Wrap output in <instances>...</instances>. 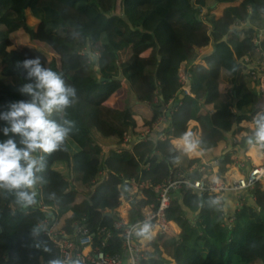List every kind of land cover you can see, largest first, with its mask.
Wrapping results in <instances>:
<instances>
[{"label":"trees","instance_id":"obj_1","mask_svg":"<svg viewBox=\"0 0 264 264\" xmlns=\"http://www.w3.org/2000/svg\"><path fill=\"white\" fill-rule=\"evenodd\" d=\"M152 16L157 21L149 29ZM241 19L250 27L232 30ZM208 24L213 25L211 30ZM255 29H264V0H0V34L7 35L0 50V111L10 102L28 99L19 91L26 82L25 59L39 58L42 66L76 89L73 102L52 115L57 122L71 121V131L60 148L43 154L36 203L21 206L14 191L0 189V264L60 261L58 248L39 226L46 218L69 233L79 221L94 233L95 244L102 239L99 229L106 227L112 233L105 250L122 254L124 237L112 224L120 198L129 196L127 180L142 174L156 185L200 162L189 158L196 155L182 142L188 121L206 115L198 93L214 92L208 104L214 110L210 128L197 140L206 156L226 135L236 137L243 121L264 114L258 81L251 76L240 86L219 81L222 69L237 75L245 57L254 61L261 56L250 36ZM19 32L29 43L13 46ZM209 44L212 51L203 55L205 63L189 70L191 91L197 97L184 98L179 68ZM261 50L264 60V38ZM123 80L137 102L122 109L111 107L107 101ZM229 93L233 103L221 97ZM156 97L153 108L139 104ZM171 100L178 102V109L162 133L166 138L148 135L129 149L132 143L125 144V133L137 135L150 127ZM170 136L180 137L171 141L189 156L170 142ZM249 137L237 138L234 147L247 150L255 144ZM233 161L232 151L220 154L218 175H224ZM100 172L107 178L95 184ZM146 192L147 198L130 202L132 222L142 218V208L151 201L152 193ZM243 195L246 204L233 216L223 214L214 195L190 190L174 195L166 215L179 225L181 235L159 234L147 242L140 264H264V182ZM39 240L45 242L44 248L38 249Z\"/></svg>","mask_w":264,"mask_h":264},{"label":"built area","instance_id":"obj_2","mask_svg":"<svg viewBox=\"0 0 264 264\" xmlns=\"http://www.w3.org/2000/svg\"><path fill=\"white\" fill-rule=\"evenodd\" d=\"M201 13L204 14V11L201 10ZM248 24V20L241 19L236 20L233 26L241 28L236 30H244ZM207 27L211 30L213 25L208 24ZM250 36L257 47L256 51L263 56L261 44L264 38V29L254 30L250 33ZM196 60L195 58L191 62L184 63L189 64L191 68L198 64ZM241 65L248 67L250 76L253 80L258 81V87L264 93V60L263 62L260 60L253 62L249 57H245ZM185 69V65L181 64L179 76L182 84L181 90L188 97L191 93L190 73H187ZM123 82L126 83L125 80ZM166 112L167 109H163L152 126L146 128L139 135L126 132L124 135L125 144L132 143L129 144V149H132L134 144L145 140L148 135L152 136V132L161 131L166 124ZM121 149L118 148L119 151ZM232 153L237 154V150L233 149ZM237 166V175L234 177L227 174L214 175L211 179L207 175L196 177L191 167L187 170L180 169L165 181L156 185L153 184L151 179L144 178L142 174L130 181L127 180L130 183L129 196L120 198V205L117 208L118 215L112 224L113 229L118 230L124 237L122 243L124 251L122 254H112L105 250L108 238L112 233L106 227L99 229L102 239L98 244H95L94 233H91L79 221L74 222V232L71 233L64 229H56L48 218L43 220L39 226L43 229L42 235L46 236L58 248L61 264H140L147 242L156 238L159 234L181 235L179 229L174 225V221L168 220L166 215L174 195L181 194L186 190L214 195L224 215H226L224 203L227 194L234 193L235 195V211L246 204V197L243 192L252 190L258 182H264V154L262 162L254 163L246 156L238 159ZM104 176L107 178L104 172H100L94 179L95 184L100 182ZM146 191L152 193L151 201L142 208V218L132 222L129 216L130 210L124 212L121 207L127 205L130 208V202L135 198H147L148 193ZM43 208L47 207L44 206ZM232 220L233 217L229 219L230 222ZM145 225H148L146 230ZM143 232L145 233L144 236L137 238L138 234ZM125 252L127 253L126 256L124 255Z\"/></svg>","mask_w":264,"mask_h":264},{"label":"clouds","instance_id":"obj_3","mask_svg":"<svg viewBox=\"0 0 264 264\" xmlns=\"http://www.w3.org/2000/svg\"><path fill=\"white\" fill-rule=\"evenodd\" d=\"M22 67L26 82L19 91L28 97L10 102L0 111V189L14 191L21 206L36 203L35 186L42 179L44 155L60 148L71 131V121L57 122L54 112L66 109L76 96L60 74L42 66L39 58L25 59ZM264 144V114L255 118L249 141ZM187 151H194L197 141L187 132L182 138ZM148 225H145V230ZM51 264H61L53 260Z\"/></svg>","mask_w":264,"mask_h":264},{"label":"crops","instance_id":"obj_4","mask_svg":"<svg viewBox=\"0 0 264 264\" xmlns=\"http://www.w3.org/2000/svg\"><path fill=\"white\" fill-rule=\"evenodd\" d=\"M156 21H157V18L155 16H152L151 22H150V24H148V28L149 29L152 28L153 25L156 23ZM248 27H250V24H248L246 28H248ZM236 29H241V28H236L234 26L232 27V30H236ZM255 30H259V29H255ZM256 60H260V61L263 62L262 56H259V58L256 59ZM256 60H254V61H256ZM182 65H185V67H186L185 70H186L187 73H189L190 65L189 64H186L184 62L182 63ZM223 71H225V72H223ZM242 72H244V74H242ZM249 76H250V74H249L248 67L247 66H244V65H241V68H240L239 73L237 75H233V74L229 73L228 71H226L225 69H222L221 70V73H220L219 81L222 84H233L234 83V84L240 86V85L243 84L244 80L246 78H248ZM125 85H126V87L124 86V82H123L122 83V87H124L125 89L129 90V86L127 87V83ZM116 93L113 96H111V98H110L111 101H112V106L111 107H116V108L122 109L123 107H118V104L124 105V102L126 100H128L129 98L131 99V103L132 104H134V103L136 104V102H137L136 99L134 98V96L132 94H127L125 92H119V94H116ZM198 94H199L198 97H197V95L195 97L201 99V102L204 104V110H205V114H206L202 118H205V116H208L209 117L212 114V112L214 111L212 105H208L212 101V98L214 96V92L211 93V94H209L208 96L204 92H200ZM181 97H182V95H181ZM221 97L227 103H233V101H234V99H233L234 98V95L232 93L223 94V95H221ZM155 101L158 102V98L157 97L154 100V102ZM139 103H141V104H149V103H144V102H139ZM150 103H152V102H150ZM177 104H178V102L176 100H171L168 103L164 104L163 109H165V108L167 109V112L165 113V116H167L166 124L162 128L161 131H158L157 130L154 133L152 132V136L153 137L157 138V137L164 136V138H166V136L164 134H162V133H163V131L165 129H168L169 128L170 121H171V115H172L173 112L177 111V109H178L176 107ZM146 106L150 109V106H148V105H146ZM202 118L200 120H193L192 119V120H189L188 123H187V131H186V133L187 132H191L192 133V138L195 141H197L201 137V135L203 134V132L205 130H207V129L210 128V121H209V125L207 127L201 126ZM250 122H252L253 125H254V122L255 121H254V119H251V120H248V121L245 120V121H243L240 124L239 130L237 132L236 137H231V135H226V140L223 141V143L218 148H215V149L209 151V155L210 156H206L205 153H204V151L197 144L196 149L194 151H192L193 154H195L197 156L191 157V156H189L188 152H186L183 148L182 149L181 148H178L171 141L172 138H180V137L170 136L169 137V140H170V142L176 148L181 149L184 152H186L187 155L189 156V158H199L200 159V162L195 163L191 167L193 168L194 172H197L198 171V172L202 173V176H204V175L205 176L206 175L207 176H210V174H212V176L218 175V171H219L218 160H219L220 154H224L227 151H232L233 149L234 150H237V154H233V159H234L233 163L227 165L228 169L224 173L225 175L227 174L228 176L234 177V176L237 175L238 159H241V158L247 156L254 163H259V162H262L263 161V154H264V152H263L261 143L255 142V144H260L259 145L260 148L256 149L255 151H252L251 150V147L254 144L251 145L247 150L237 149V148L234 147V144L236 143L235 140H237V138L252 136L253 131L250 134H248V135H244V134L249 133V131L247 130V128L250 127V124H251ZM244 125H247V127H245ZM241 127H244V129L240 133ZM137 135H139V134H137ZM214 154L215 155H219V156H217V158H216L215 156H213ZM227 195H226V198L225 199H227ZM228 197H229V195H228ZM228 200H229L230 204H228L229 203ZM235 202H236V199H235V196H233V195H231L227 200H225V203H224V212L226 211V215L227 216H229V213H230L231 216L234 215V212H235ZM121 208H122V211L128 212L131 207L129 208L127 205H124ZM230 218H232V217H230ZM174 225H176V227L179 229V234H180L181 233V228L179 227V225L176 222H174ZM170 264H175V262L172 261Z\"/></svg>","mask_w":264,"mask_h":264},{"label":"rangeland","instance_id":"obj_5","mask_svg":"<svg viewBox=\"0 0 264 264\" xmlns=\"http://www.w3.org/2000/svg\"><path fill=\"white\" fill-rule=\"evenodd\" d=\"M7 35L6 34H0V50H2V48H3V39L6 37ZM13 46H18V45H24V44H26V43H29V41H28V39H26V36L25 35H23V33H21V32H19V33H16V35H15V37L13 38ZM13 46H11V47H13ZM39 46V48H44L42 45H38ZM212 51V46H211V44H209V45H206V46H204V47H202V48H200V49H198L197 51H196V55H197V57H196V61L199 63H201V64H203V63H205V59H203V55H205V54H209L210 52ZM223 72H225V71H223ZM242 74H244V72H242ZM229 80V79H228ZM124 81V80H123ZM126 83H124V86L126 87V85H125ZM127 87H128V84H127ZM119 92H125V93H127V94H131V90L129 89V90H127V89H125L124 87H120L119 88V90H118V92L116 93V94H119ZM184 96V98L185 97H187L185 94L183 95ZM195 96H196V94L193 92L192 93V91H191V93H190V97H187V98H189V99H193V98H195ZM145 103V102H144ZM107 104L109 105V106H112V101H111V99H109L108 101H107ZM139 104H141V103H139ZM133 104L131 103V99L129 98L128 100H126L125 102H124V105H121V104H118V107H123V108H126V107H130V106H132ZM146 105H148V106H150V108H153L154 107V105H157V101H153L152 103H149V104H146ZM142 107V109H145L146 108V106H141ZM155 122V121H154ZM153 122V123H154ZM209 125V117L208 116H205V118H202V121H201V126H204V127H207ZM152 126V125H151ZM150 126V127H151ZM245 127H247V125H244ZM147 128H149V127H147ZM242 128H244V127H242ZM144 131V130H143ZM143 131H141L140 133H142ZM139 133V134H140ZM241 133V132H240ZM243 134V133H242ZM248 134H250V132L249 133H247V134H244V135H248ZM260 144H254L252 147H251V150L252 151H255L256 149H258V148H260V146H259ZM77 192H81V191H79V190H77ZM228 202H229V200H228ZM228 204H230V202L228 203ZM44 245H45V242L43 241V240H39V244H38V249H41V248H44ZM40 247V248H39ZM45 248H49L48 246H46Z\"/></svg>","mask_w":264,"mask_h":264},{"label":"water","instance_id":"obj_6","mask_svg":"<svg viewBox=\"0 0 264 264\" xmlns=\"http://www.w3.org/2000/svg\"><path fill=\"white\" fill-rule=\"evenodd\" d=\"M125 256L127 255V253L125 252V254H124Z\"/></svg>","mask_w":264,"mask_h":264},{"label":"bare ground","instance_id":"obj_7","mask_svg":"<svg viewBox=\"0 0 264 264\" xmlns=\"http://www.w3.org/2000/svg\"><path fill=\"white\" fill-rule=\"evenodd\" d=\"M197 156V155H196ZM261 157V156H260Z\"/></svg>","mask_w":264,"mask_h":264}]
</instances>
